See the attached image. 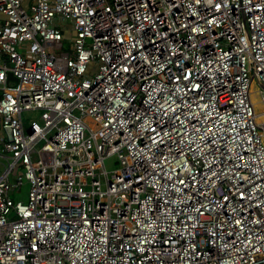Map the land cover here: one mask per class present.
<instances>
[{
    "label": "built area",
    "instance_id": "1",
    "mask_svg": "<svg viewBox=\"0 0 264 264\" xmlns=\"http://www.w3.org/2000/svg\"><path fill=\"white\" fill-rule=\"evenodd\" d=\"M254 101L264 0H0V264H264Z\"/></svg>",
    "mask_w": 264,
    "mask_h": 264
},
{
    "label": "rangeland",
    "instance_id": "2",
    "mask_svg": "<svg viewBox=\"0 0 264 264\" xmlns=\"http://www.w3.org/2000/svg\"><path fill=\"white\" fill-rule=\"evenodd\" d=\"M66 51H68V41H64L63 49H61L59 51L48 50V52H53L56 55H58L59 53H62V52H66ZM256 108H257V111L259 112V114L264 112V104L258 103L256 105ZM28 120H38V116H36L34 118H28ZM104 166L108 172L115 170V168L117 167L116 159L115 158L107 159L104 162ZM27 196H28V185L24 184L21 187L20 193L18 194L16 199L22 203H25L27 201Z\"/></svg>",
    "mask_w": 264,
    "mask_h": 264
},
{
    "label": "bare ground",
    "instance_id": "3",
    "mask_svg": "<svg viewBox=\"0 0 264 264\" xmlns=\"http://www.w3.org/2000/svg\"><path fill=\"white\" fill-rule=\"evenodd\" d=\"M254 103L257 105V104H258V101H254ZM260 114H262V116H261L260 119L264 122V112H262V113H260ZM261 120H260V121H261Z\"/></svg>",
    "mask_w": 264,
    "mask_h": 264
}]
</instances>
